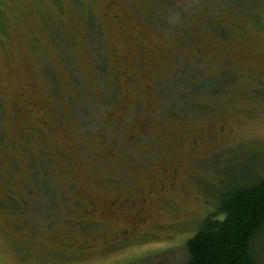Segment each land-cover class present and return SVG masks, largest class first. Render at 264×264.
<instances>
[{
  "label": "rangeland",
  "instance_id": "rangeland-1",
  "mask_svg": "<svg viewBox=\"0 0 264 264\" xmlns=\"http://www.w3.org/2000/svg\"><path fill=\"white\" fill-rule=\"evenodd\" d=\"M75 166L117 212L88 228ZM262 179L264 0H0V264H187L225 197ZM75 239L95 252H65Z\"/></svg>",
  "mask_w": 264,
  "mask_h": 264
},
{
  "label": "trees",
  "instance_id": "trees-1",
  "mask_svg": "<svg viewBox=\"0 0 264 264\" xmlns=\"http://www.w3.org/2000/svg\"><path fill=\"white\" fill-rule=\"evenodd\" d=\"M263 228L264 179L225 197L187 242V264H256L252 243Z\"/></svg>",
  "mask_w": 264,
  "mask_h": 264
},
{
  "label": "flooded vegetation",
  "instance_id": "flooded-vegetation-1",
  "mask_svg": "<svg viewBox=\"0 0 264 264\" xmlns=\"http://www.w3.org/2000/svg\"><path fill=\"white\" fill-rule=\"evenodd\" d=\"M114 5L115 2L110 3L108 5V10L110 12H112V10L114 11ZM116 20V18H114V21ZM122 22H120L121 24ZM136 39H139V37H141L139 34H135ZM33 113V115H31ZM34 113L36 115H34ZM28 114L30 115L27 118V129L30 128V125H32V123H35L34 125L31 126L35 127L36 126V117H38L36 110L32 109L28 111ZM47 122H45V129L42 130V132L44 133L45 130L47 129ZM48 132V131H46ZM61 144H55L54 148H55V152L58 155V157L64 161H67V163H72L77 161L78 162V155L75 156L74 152L72 151L71 154L68 153L67 151L69 150L68 147L66 145L62 146ZM73 148V147H71ZM74 149L77 150V154H78V146L75 147ZM61 162H59L58 164H54L56 170L59 173L64 172L63 166L59 165ZM80 171V170H79ZM90 177L88 172H84V171H80L79 175H78V166H75V170L71 172L70 177L67 176V181H68V185L73 189V191H75V198H74V203L78 206L79 204L85 209V212H81V215L79 216L78 219V224L80 226H84L85 224H87V228L90 224H94L97 225L98 223L95 222L97 220H95L94 218H92L94 215H96V213H98V207L102 210L99 214L103 213L105 211V209L101 208V207H106V209L114 214L117 212H114V205H112L113 203H111L109 206H107L108 202L106 205H102L103 203L100 202L98 194L91 196L90 194H87V191H85V189L89 186L87 179ZM149 184L153 187H155V189L160 188V190L164 191L165 187L162 185H159L158 183L151 181L149 182ZM154 190V188H152ZM85 191V192H84ZM85 193L86 197L83 198L81 197V193ZM79 198V200H78ZM142 205H146V201L145 199L140 203ZM113 206V207H112ZM120 213V212H119ZM145 218L146 215L144 213V208L142 207L138 213H136V215L133 218L132 222L128 223V226L124 229H122L118 236L113 237L112 239H109L106 241L105 243V247L106 248H110V247H122L124 246V244L130 240V238L134 237L137 232L143 227V225L145 224ZM77 224V225H78ZM72 244L70 245H66L65 246V252L67 253H75V254H89V253H93L96 250V245H90V244H86L81 242L80 244H77V240H73L71 241Z\"/></svg>",
  "mask_w": 264,
  "mask_h": 264
}]
</instances>
